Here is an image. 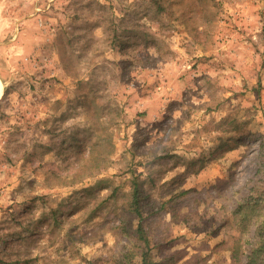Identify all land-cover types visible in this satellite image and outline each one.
Masks as SVG:
<instances>
[{
  "label": "rangeland",
  "instance_id": "1",
  "mask_svg": "<svg viewBox=\"0 0 264 264\" xmlns=\"http://www.w3.org/2000/svg\"><path fill=\"white\" fill-rule=\"evenodd\" d=\"M0 79V264L246 262L264 0H0Z\"/></svg>",
  "mask_w": 264,
  "mask_h": 264
},
{
  "label": "trees",
  "instance_id": "2",
  "mask_svg": "<svg viewBox=\"0 0 264 264\" xmlns=\"http://www.w3.org/2000/svg\"><path fill=\"white\" fill-rule=\"evenodd\" d=\"M131 200L129 202L130 211L142 219V193L140 183L133 179ZM235 219L240 231L244 234L249 231L252 224L256 226L254 243L247 255L244 264H264V190L256 195L246 196L235 209ZM123 229L129 232V228L124 225ZM134 237V245L126 247L115 264H161L155 260L151 254L147 232L141 222L137 228L131 232ZM130 238V234H127ZM238 262H241L239 258Z\"/></svg>",
  "mask_w": 264,
  "mask_h": 264
},
{
  "label": "bare ground",
  "instance_id": "3",
  "mask_svg": "<svg viewBox=\"0 0 264 264\" xmlns=\"http://www.w3.org/2000/svg\"><path fill=\"white\" fill-rule=\"evenodd\" d=\"M2 90H3V84H2V81L0 79V93L2 92Z\"/></svg>",
  "mask_w": 264,
  "mask_h": 264
}]
</instances>
